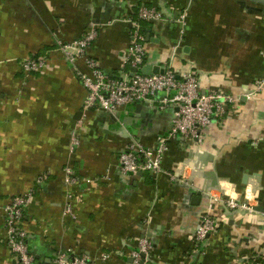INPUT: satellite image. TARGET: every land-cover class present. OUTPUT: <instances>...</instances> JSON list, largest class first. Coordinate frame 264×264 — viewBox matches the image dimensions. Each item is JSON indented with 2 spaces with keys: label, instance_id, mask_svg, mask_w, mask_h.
Instances as JSON below:
<instances>
[{
  "label": "crops",
  "instance_id": "1",
  "mask_svg": "<svg viewBox=\"0 0 264 264\" xmlns=\"http://www.w3.org/2000/svg\"><path fill=\"white\" fill-rule=\"evenodd\" d=\"M138 5L163 17L142 25L143 67H168L178 78L195 73L202 92L241 99L201 142L168 144L163 175L118 168L129 143L152 147L168 134L174 110L158 108L162 94L83 117L86 91L57 46L94 29L88 57L114 78L130 74ZM39 57L47 62L40 72H22L23 61ZM76 67L85 71L82 61ZM256 81H264V0H0V264H18L5 245V206L30 190L20 226L36 264H56L57 252L131 264L143 237L153 244L149 264H264V89L246 98ZM229 196L261 212L215 204L219 227L195 250L210 198Z\"/></svg>",
  "mask_w": 264,
  "mask_h": 264
},
{
  "label": "built area",
  "instance_id": "2",
  "mask_svg": "<svg viewBox=\"0 0 264 264\" xmlns=\"http://www.w3.org/2000/svg\"><path fill=\"white\" fill-rule=\"evenodd\" d=\"M120 1V0H107ZM135 19L132 21V31L127 50V57L131 68L140 69L144 66L146 57L144 44L145 37L140 22H156L163 19L162 14L155 8L136 6ZM176 22L180 24V32L183 34L185 27V14H181ZM96 31L92 29L85 37L65 43L58 41L59 52L72 64L76 70L77 78L86 91L83 103V117L91 110H104L115 113L128 105L151 103L158 95L162 94L158 102V108L171 107L174 114L171 126L166 136L156 138L155 145L144 147L139 142H131L119 154L118 168L122 174L135 175L139 172H151L156 175L165 174L162 168L164 154L168 144L175 143L179 138L201 142L203 131L209 127L214 119L228 115L237 104L240 97L228 94L220 89L202 92L195 73L184 75L180 78L168 67H163L162 74L131 76L125 73L119 78H114L105 73L99 67L95 59L88 57L87 50L96 39ZM82 61L85 71L79 70L76 65ZM44 58H33L21 63L22 72L31 74L40 72L46 66ZM252 93L246 94L250 99L256 92L264 89V81H256ZM73 146L78 144L73 138ZM71 171L66 170L69 176ZM42 181L43 178L38 179ZM69 183L72 180L66 179ZM34 192L20 196H14L4 209V227L6 229L5 245L17 258L18 264H36L34 254L30 251L27 234L22 229L21 222L24 209L30 204ZM211 204L202 216L194 234L193 245L199 250L206 243L207 237L219 227V222L211 215L213 206L217 203L224 204L228 209L249 215L256 214L254 206L242 202L238 198H210ZM71 214V208H67ZM153 250V244L147 237H143L130 253L131 264H149V256ZM86 257L71 256L69 252H57L56 264H89ZM245 264H263L260 260Z\"/></svg>",
  "mask_w": 264,
  "mask_h": 264
},
{
  "label": "water",
  "instance_id": "3",
  "mask_svg": "<svg viewBox=\"0 0 264 264\" xmlns=\"http://www.w3.org/2000/svg\"><path fill=\"white\" fill-rule=\"evenodd\" d=\"M141 74V75H152V74H162L163 73V67H152V66H146L142 67L140 69H132L131 76L134 74ZM254 210L256 212H261V210L258 207H255Z\"/></svg>",
  "mask_w": 264,
  "mask_h": 264
},
{
  "label": "trees",
  "instance_id": "4",
  "mask_svg": "<svg viewBox=\"0 0 264 264\" xmlns=\"http://www.w3.org/2000/svg\"><path fill=\"white\" fill-rule=\"evenodd\" d=\"M136 14V12H134V15ZM141 26L144 24V22H140Z\"/></svg>",
  "mask_w": 264,
  "mask_h": 264
}]
</instances>
